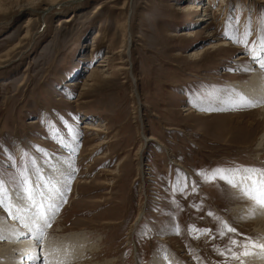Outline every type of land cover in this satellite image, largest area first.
Returning <instances> with one entry per match:
<instances>
[{
	"label": "rangeland",
	"instance_id": "1",
	"mask_svg": "<svg viewBox=\"0 0 264 264\" xmlns=\"http://www.w3.org/2000/svg\"><path fill=\"white\" fill-rule=\"evenodd\" d=\"M246 30L249 48L225 37ZM262 37L264 0H0V179L27 166L49 195L74 169L44 232L50 264H240L219 254L229 237L264 244L226 182L264 169L263 105L231 102L260 74ZM250 251L244 264L264 261Z\"/></svg>",
	"mask_w": 264,
	"mask_h": 264
},
{
	"label": "snow or ice",
	"instance_id": "2",
	"mask_svg": "<svg viewBox=\"0 0 264 264\" xmlns=\"http://www.w3.org/2000/svg\"><path fill=\"white\" fill-rule=\"evenodd\" d=\"M238 31L239 30L237 29V32ZM250 35L251 33L248 30L242 35L238 34L235 37L229 36L227 31L225 32V37L227 39L237 44L242 43L246 48H249L247 38ZM248 55L252 62L258 66L261 80L264 81V37L261 38L259 47L254 51L249 50ZM253 70V68L245 69L246 72H252ZM260 91L262 95L258 98H248L233 91L231 96L233 108H250L264 104V85L260 86ZM4 151H7V149H4ZM7 159L10 162V167L14 168L16 166L15 158L9 154ZM27 171V166H25L20 172L8 176L7 181L0 179V208H2L9 217L12 216L11 208L13 207L17 210L31 213L27 218L38 230V235H36L35 240L37 242V247L40 248V253L36 257H29L28 259L31 261V264H50L49 260L44 258L43 248L41 246L44 238L43 229L51 226L48 211L53 208L54 196L45 194L47 191V185L44 180L38 178L36 182H33L30 176L25 175ZM72 171H74V169L69 165L67 169L59 172L57 183L62 185L65 181L70 182L73 178ZM237 172H239V170H237ZM244 172L247 173V175L241 176L239 181L232 179L226 182L229 183L231 187L238 189L241 196L250 202L252 208L264 210V169H245ZM5 175H7V173H5ZM40 177H43V173H40ZM214 179H224V177L217 173V175L214 176ZM6 185L11 186V194ZM187 187L188 185L185 184L184 188L187 189ZM192 187L194 190L195 185ZM54 192L55 195H63L62 188H55ZM37 195L41 198L39 203L36 201ZM193 207H195V205H193ZM208 214L212 215V213ZM223 227L224 231L218 232L221 237L228 232L234 233L236 231L234 228L229 227L227 223H224ZM190 231L204 232L206 234L211 230L190 228ZM173 232L175 235L181 234L178 224L174 226ZM193 238L199 239L200 237L199 235H196ZM215 238L216 237H213V239ZM0 239H2V237H0ZM228 240L229 247L219 254H231L232 259L239 260L240 264H244L243 257L253 255L250 249L259 248L264 251V244H257L249 237H245L243 242L237 241L233 237H229ZM237 247L243 248L244 250L239 252L235 251V248Z\"/></svg>",
	"mask_w": 264,
	"mask_h": 264
},
{
	"label": "bare ground",
	"instance_id": "3",
	"mask_svg": "<svg viewBox=\"0 0 264 264\" xmlns=\"http://www.w3.org/2000/svg\"><path fill=\"white\" fill-rule=\"evenodd\" d=\"M187 35H188L187 33H184L181 36L186 37ZM214 47H215L214 45L207 46L204 52L210 51ZM219 47L220 49L222 48V50H226V51L229 50L228 42L221 44ZM189 56L192 58L198 57L197 53L194 51H192ZM246 58L247 57H241L237 59V61L243 63L244 60H246ZM263 82L264 81L261 80L260 74H254L253 76H251V78H249L248 81L245 82L242 80L237 85V90L241 94L247 96L248 98H258L259 96L262 95L260 91V86L264 85ZM261 105H263V107H262V114L260 116L263 118V121H264V104H261ZM197 115H202L204 117L207 116V115H204L203 113L202 114L199 113ZM250 123L254 125L253 122H250ZM240 125H241V121H238L237 124L235 125L238 128V129L236 128V130H239V132H242L243 129L242 128L240 129ZM257 148L260 151H264V135L259 138ZM59 163H60V160H57V164ZM63 168L65 167L63 166ZM61 187L62 185H60V188ZM50 193L51 194L49 195L54 196L53 208L48 211L50 222H52L53 217H55L53 216L55 213V210H57L56 209L57 203L55 202V192H50ZM40 199H41L40 196L37 195L36 197L37 203L40 202ZM234 201L238 202L237 205L240 206L241 210L243 209V211H245V216L246 217L248 216L247 219H248V222L250 223L249 226H251V228L253 229L254 236L258 239L264 240V211L261 210L258 212V209H257L255 212H253V211H250L248 208H244V205H240V204H243L244 202H242V199H240L239 197H234ZM11 212H12V217H9L8 220L2 219L0 217V237L4 236L2 237V239L7 240V244L0 245V263L1 264H21L22 260H26L23 264H31V261L28 258L36 257V254H39L37 252L38 247H37V242L35 240L36 235H38V230L34 225L31 224V222L27 218L28 216L31 215V213H28L22 210H17L14 207L11 208ZM14 219L17 221H13ZM18 224H20L21 226H19ZM46 228L43 229L44 232L45 230L47 231ZM22 231H25V234H22V235H27V236L23 237L22 242H20L19 241V239L21 238L20 233ZM52 251H54L53 248L49 246V249L47 247V250H44V253L52 254ZM52 262L54 264H58V262L56 263V260L54 259V257H53ZM257 264H264V261L262 263L260 262Z\"/></svg>",
	"mask_w": 264,
	"mask_h": 264
}]
</instances>
